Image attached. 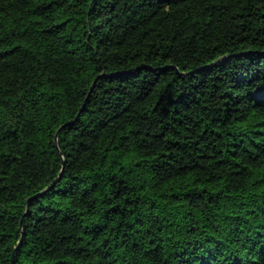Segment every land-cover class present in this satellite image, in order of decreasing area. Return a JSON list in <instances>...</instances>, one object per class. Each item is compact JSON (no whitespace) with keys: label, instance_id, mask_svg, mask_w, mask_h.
Returning a JSON list of instances; mask_svg holds the SVG:
<instances>
[{"label":"trees","instance_id":"trees-1","mask_svg":"<svg viewBox=\"0 0 264 264\" xmlns=\"http://www.w3.org/2000/svg\"><path fill=\"white\" fill-rule=\"evenodd\" d=\"M21 233L14 264H264V0H0V264Z\"/></svg>","mask_w":264,"mask_h":264},{"label":"water","instance_id":"water-1","mask_svg":"<svg viewBox=\"0 0 264 264\" xmlns=\"http://www.w3.org/2000/svg\"><path fill=\"white\" fill-rule=\"evenodd\" d=\"M99 76H102L101 74L100 75H98V77ZM95 80H96V78L93 80V82H92V84H91V86H90V88H89V90H88V93H87V95H86V97H85V100H84V102H83V104H82V107H84V105L86 104V102H87V100H88V96H89V94L91 93V91H92V89H93V86H94V83H95ZM81 107V108H82ZM68 123H63V124H61L57 129H56V131H55V133H54V138H53V140H54V145L56 146V148H57V151H58V154H59V156L62 158V154H61V152H60V150L58 149V144H57V137H58V134H59V131L65 126V125H67ZM64 165V161H63V159H62V166ZM60 178V174L57 176V178L49 185V186H47L46 188H44L43 190H41L40 192H38L37 194H35L33 197H31V200L32 199H34V198H37V197H39V196H41L43 193H45L46 191H48L49 189H51L53 186H54V184L56 183V181L58 180ZM28 205H29V202L27 203V205H26V210L28 209ZM26 212V211H25ZM25 214V213H24ZM21 222H22V218L20 219V221H19V229H21ZM21 239H22V233H21V235H20V238H19V240L17 241V243H16V245L14 246V248L12 249V252H11V257H10V264H14V256H15V253H16V251H17V248L19 247V245H20V243H21Z\"/></svg>","mask_w":264,"mask_h":264}]
</instances>
